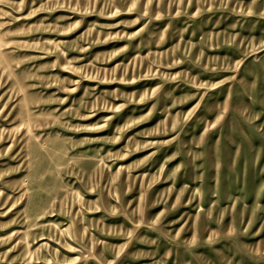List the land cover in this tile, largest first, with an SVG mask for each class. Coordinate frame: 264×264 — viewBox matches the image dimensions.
<instances>
[{
	"label": "rangeland",
	"instance_id": "obj_1",
	"mask_svg": "<svg viewBox=\"0 0 264 264\" xmlns=\"http://www.w3.org/2000/svg\"><path fill=\"white\" fill-rule=\"evenodd\" d=\"M0 264H264V0H0Z\"/></svg>",
	"mask_w": 264,
	"mask_h": 264
}]
</instances>
